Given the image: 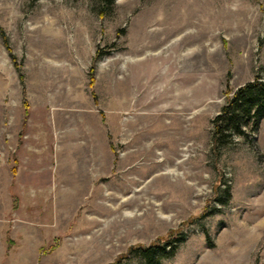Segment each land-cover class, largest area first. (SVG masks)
Returning a JSON list of instances; mask_svg holds the SVG:
<instances>
[{"label":"rangeland","instance_id":"obj_1","mask_svg":"<svg viewBox=\"0 0 264 264\" xmlns=\"http://www.w3.org/2000/svg\"><path fill=\"white\" fill-rule=\"evenodd\" d=\"M254 77L264 0H0V264H108L171 230L184 241L160 264H264V119L217 151L211 137ZM167 88L190 109H144ZM176 136L178 179L127 159Z\"/></svg>","mask_w":264,"mask_h":264},{"label":"trees","instance_id":"obj_2","mask_svg":"<svg viewBox=\"0 0 264 264\" xmlns=\"http://www.w3.org/2000/svg\"><path fill=\"white\" fill-rule=\"evenodd\" d=\"M105 1L111 3L113 0ZM98 56L99 53H96L94 59L96 60ZM262 119H264V80L254 77L227 92L225 103L211 120L212 149L217 151L234 136L247 137L249 132L257 130ZM182 241H184V233L171 230L166 236L158 237L149 244L138 243L128 246L126 251L119 253L108 264H129L125 260L130 254L141 256L145 264H152L155 259V264H160L159 258L173 254Z\"/></svg>","mask_w":264,"mask_h":264},{"label":"bare ground","instance_id":"obj_3","mask_svg":"<svg viewBox=\"0 0 264 264\" xmlns=\"http://www.w3.org/2000/svg\"><path fill=\"white\" fill-rule=\"evenodd\" d=\"M190 98H191V94L189 91L187 93L184 91L177 92V93L175 91L174 93H172V91L168 89L166 93L165 91H163L161 92V94L157 96H152V98L150 99L147 98L144 101V109H148V107L152 106L153 108L156 107V109L162 110V111L169 110V112L167 111V113L162 112L165 115L176 113V111L184 112V111L189 110L190 106H187L185 108L184 107L180 108L178 106L180 103V100L182 99L186 100ZM145 103H146V106H145ZM177 106L179 107V109ZM176 140H178L177 136H176ZM154 146H155L154 141L152 143L143 142L141 146H139L135 150H132L128 153L127 159L131 160L132 158H134V156L139 155L140 152H145L146 156L144 157V159H142L143 164L153 165L154 163L156 168L164 166L165 167V168L163 167L165 169V171L163 172L164 175H169V176L172 175L178 179L180 175L179 168L183 166V164L185 163V159H186V158L180 159L178 157L180 155V152H183L185 154L184 156L186 157V154L189 151L191 144L187 142V140L185 139H184V143H181L180 140H178L176 147L175 145H173V147L175 148L171 149V151L169 152H167L166 150L155 152L156 150L155 149H154L155 151L153 150ZM134 182H139V180L134 178L131 180V183H134ZM149 182L147 180L143 181L140 184V186L137 187L134 193L130 194L127 197H123L122 200L118 202V207H121L123 205H132L134 203L140 202L143 199L144 195L148 193Z\"/></svg>","mask_w":264,"mask_h":264}]
</instances>
